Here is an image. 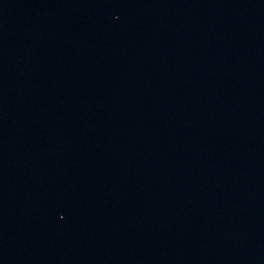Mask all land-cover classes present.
<instances>
[{
    "label": "water",
    "instance_id": "1",
    "mask_svg": "<svg viewBox=\"0 0 264 264\" xmlns=\"http://www.w3.org/2000/svg\"><path fill=\"white\" fill-rule=\"evenodd\" d=\"M0 264H264V0H0Z\"/></svg>",
    "mask_w": 264,
    "mask_h": 264
}]
</instances>
